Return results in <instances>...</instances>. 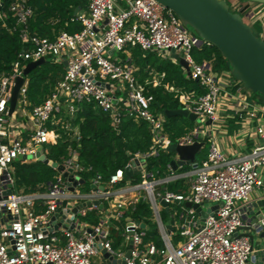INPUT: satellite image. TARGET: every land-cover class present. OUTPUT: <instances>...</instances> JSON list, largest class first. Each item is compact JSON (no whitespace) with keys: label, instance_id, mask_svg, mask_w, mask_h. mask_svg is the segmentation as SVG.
<instances>
[{"label":"built area","instance_id":"obj_1","mask_svg":"<svg viewBox=\"0 0 264 264\" xmlns=\"http://www.w3.org/2000/svg\"><path fill=\"white\" fill-rule=\"evenodd\" d=\"M227 2L251 26L264 10L249 0ZM9 10L15 23L5 26L27 45L12 70L0 74V264H96L101 255L107 264H264V211L251 200L264 188V104L231 71L218 72L211 61L195 59L196 48L212 45L208 40L157 0H88V10L72 18L81 21L82 29L54 37L31 30L34 12L27 0H13ZM0 18L8 14L0 12ZM135 48L144 57L154 52L175 62L173 55L180 54L191 75L183 66L184 72L204 92L164 83L165 73L151 64L144 73L135 62ZM43 58L61 64L64 73L33 106L26 79L16 112L27 111L32 120L25 137L8 106L27 63ZM159 86L174 92L180 108L197 116L199 125L174 142L166 114L152 107L149 89ZM85 105L107 116L118 134L128 120L145 121L150 146L128 151V163L108 177L85 164L80 159L83 119L78 121ZM231 119L244 135L243 142L235 135L237 144L250 138L251 151L226 150L217 139L215 124L226 129ZM59 141L76 143L59 163L63 169L55 168L54 179L34 191L17 189L13 163L39 161L37 152L48 156L47 145ZM204 141L194 161L176 169L171 161L150 168L161 150ZM178 158L175 152L173 159ZM135 161L128 176L126 168ZM88 182L90 189L81 191ZM173 183L177 189L170 188ZM143 203L150 209L149 220L134 217ZM173 205L181 210L173 212ZM198 208L207 212L203 222ZM163 210L173 220L165 221Z\"/></svg>","mask_w":264,"mask_h":264},{"label":"trees","instance_id":"obj_2","mask_svg":"<svg viewBox=\"0 0 264 264\" xmlns=\"http://www.w3.org/2000/svg\"><path fill=\"white\" fill-rule=\"evenodd\" d=\"M2 2L0 12L7 13L8 18H0V74L9 72L13 64L20 59L19 54L26 43H23L18 33L8 30L5 26H12L15 21L11 16L9 7L13 0H0ZM33 9V17L30 19L32 31L41 35L54 37L60 31L74 33L82 29L80 20L75 19V8L83 6L87 0H27ZM194 57L198 61L209 60L215 70L229 68L230 64L214 45H205L194 50ZM135 62L145 73V68L151 64L159 73H165L164 83L182 87L186 90L196 89L198 93L204 92L199 82L188 77L180 62L164 60L154 52H149L144 57L140 48L134 50ZM64 73L61 64L52 62L51 59L29 74L27 96L32 106L39 104L54 84ZM153 95L152 107L164 112L168 109L175 110L182 107L174 92L167 91L164 86L150 87ZM82 146L80 147V159L85 164H92L105 176H109L116 169L124 167L130 156L128 151L134 153L138 150H146L151 144L147 124H140L128 120L121 134H118L111 126L110 119L102 113H97L92 107L85 105L82 113L78 114L81 121ZM177 117H167L166 129L172 141L192 129V122L184 117L186 124L178 123ZM188 124L190 126H188ZM188 126V127H187ZM191 127V128H190ZM72 143V142H71ZM71 143H49L48 158L61 163L68 156V146ZM71 145L76 146L73 142ZM175 155V149L171 147L169 152L161 150L160 154L149 161L150 168L165 167ZM14 166V178L16 187L25 191H34L52 181L57 174V169L42 161L21 162L16 161ZM179 184L173 183L171 189H177ZM151 212L147 204L139 205L134 217L139 220H149Z\"/></svg>","mask_w":264,"mask_h":264},{"label":"water","instance_id":"obj_3","mask_svg":"<svg viewBox=\"0 0 264 264\" xmlns=\"http://www.w3.org/2000/svg\"><path fill=\"white\" fill-rule=\"evenodd\" d=\"M166 7L172 9L181 19V21L193 32L199 35L202 39L208 40L214 45L228 60L231 67L232 76L240 81L246 88L257 92L264 96V39L258 36L252 26L247 23L241 14L233 12L227 0H157ZM256 3L264 4V0H249ZM1 9V5H0ZM77 7L75 14L80 11ZM82 11L79 12L81 14ZM26 47L23 48V52ZM181 64L188 70L189 65L184 58H181ZM46 59L31 61L27 63L20 76L17 77L12 89V94L8 106V115L13 116L19 107L21 88L29 74L38 66L44 64ZM67 64V62H65ZM167 117H186L195 121L197 116L190 113L187 109L179 108L175 110L168 109L165 111ZM208 123H211L209 120ZM204 142H195L190 145L175 146V152L178 155V160L172 159L171 163L176 169L178 164H185L187 161H194L197 154L201 151ZM36 156L39 161L52 165L54 168L63 169V166L58 162L52 161L40 149ZM29 159L34 156L30 155ZM137 161L132 163V166L126 168V174L131 176L133 167ZM84 180H82L83 182ZM75 185L77 182L74 183ZM74 190V187H71ZM11 193V190L7 194ZM66 203V202H65ZM64 203V204H65ZM168 206L167 202H163ZM191 206V203H188ZM197 207V205H193ZM253 207L264 211V198L254 202ZM77 211V208L74 210ZM202 214L201 221L203 222L207 216V212L198 208ZM171 228V227H170ZM130 251L127 256H130ZM125 262H123L124 264ZM252 264V263H250Z\"/></svg>","mask_w":264,"mask_h":264},{"label":"crops","instance_id":"obj_4","mask_svg":"<svg viewBox=\"0 0 264 264\" xmlns=\"http://www.w3.org/2000/svg\"><path fill=\"white\" fill-rule=\"evenodd\" d=\"M77 7H80L81 8L80 11H82V12L87 11L88 10V0H87V3H85V5H83V6L79 5ZM77 7L75 8V11H76ZM79 12H78V14H79ZM74 15H76V14H74ZM257 20L258 21L264 20V10L260 14L257 15ZM173 57H175V59H177V61L181 63L180 55L176 54V56H175V54H174ZM14 119L16 120L17 125L23 130L24 136L26 137L27 134L30 132V129L33 125L32 120L30 119V116L28 115V112L22 111L19 114L16 113V117ZM227 125H226V129H224V127L221 126V124L216 126L217 128H220L219 131L217 132L218 133L217 139H219V141H222L223 148H225L226 150H229L230 146H231L232 148H236L237 150H239L241 153H246V152L251 151L252 146H253V140L249 138L245 141L244 144H237V138L239 139L240 142H243V140H244V135L238 131L240 127L235 123V121L233 119H231ZM231 135H234V140L230 137ZM235 135L237 136V138ZM205 149H207V147ZM262 198H264V188L257 190L256 192L252 193V195H251V200H253V201H257V200L262 199ZM95 263L96 264H107L105 257L102 255L95 258ZM117 264H119V263H117Z\"/></svg>","mask_w":264,"mask_h":264},{"label":"rangeland","instance_id":"obj_5","mask_svg":"<svg viewBox=\"0 0 264 264\" xmlns=\"http://www.w3.org/2000/svg\"><path fill=\"white\" fill-rule=\"evenodd\" d=\"M228 1L231 2L232 0H228ZM261 7H264V4H262ZM231 9L234 10V8L232 7V5H231ZM252 28H253V31L258 36H260L261 38H264V20H260V21L256 22L255 24H253ZM189 30L191 32H193V29L192 28H189ZM171 61H174V60L172 59ZM216 71H218V72L219 71H228V72H230L231 70L229 68H226V69L225 68H223V69L220 68L219 70H216ZM253 98L256 101H258L259 103L264 104V96L263 95H261V94H259L257 92H253ZM182 119H184V117L178 116L177 117L178 123H180V125L181 124H186L187 125V122L184 121V120H182ZM191 122H192V126L191 127H195V126H198L199 125L198 122H196V121L195 122L194 121H191ZM188 126H190V125L188 124ZM215 126H218V125L215 124ZM230 137L234 140V135H231ZM199 156H201V155H199ZM86 175L87 176H90L89 174H86ZM137 180H140V177H138ZM89 189H90L89 182L85 186H83L82 188H80V190L81 191H84V192L85 191H88ZM180 210H181L180 207L173 205V212H179ZM162 213H163V216H164L165 221L168 222L170 220H173V217L169 213H167L166 211L163 210ZM150 223H151L152 227H154V225L152 224V222H150ZM116 240L121 242V241H123V238H120L119 236H117Z\"/></svg>","mask_w":264,"mask_h":264}]
</instances>
